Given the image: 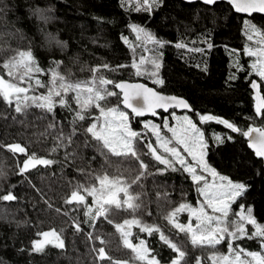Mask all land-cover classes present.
Segmentation results:
<instances>
[{"label":"trees","instance_id":"trees-1","mask_svg":"<svg viewBox=\"0 0 264 264\" xmlns=\"http://www.w3.org/2000/svg\"><path fill=\"white\" fill-rule=\"evenodd\" d=\"M144 9L143 0H0V79L12 80L3 64L22 50L33 54L42 68L35 78L45 84L50 82L53 70L74 83L102 75L111 81L108 90L115 93L102 103L125 111L130 127L143 135L136 146L140 160L147 165L142 170L134 158L125 160L108 153L102 142L87 132L97 119V108L90 107L82 113L84 120L77 119L81 108L72 92L64 95L65 106L55 98L53 112L33 106L17 113L15 103L9 105L0 97V197L8 193L16 197L12 201L0 199V264H113L131 260L134 253L124 245L115 224L134 217L158 226L178 243L186 253L182 264H213L210 257L214 252L229 253L227 241L215 248L193 246L190 234L179 232L168 222L167 217L179 204L193 208L202 205L197 183L180 166L174 164L177 170L165 169L148 154L146 145L157 147L149 133L144 135L143 122L154 123L165 132L161 125L170 111H158L154 117L126 111L115 87L120 80L140 81L188 101L192 110L187 113L206 144V163L219 176L246 186L230 204L227 219L238 220L239 214L247 215L250 208L257 225L264 226V158L249 150L242 135L250 127H264V115L256 113L252 87L257 83L264 97V80L254 74L252 56L245 52L259 46L255 34V41L247 40L245 22L251 21L264 31V14L245 16L225 2L205 5L182 0H162L159 6ZM133 26L163 42L158 50L162 84L155 83L151 76L156 46L142 35L138 38ZM177 44L184 46L178 48ZM133 65L139 66V74ZM47 92L40 87L35 94ZM202 115L226 120L241 131L234 132L216 119L201 121ZM17 143L25 153L10 150L9 146ZM33 154L55 163L37 164L20 174L24 161ZM118 168L123 172L121 182L131 184L132 193L139 196L140 207L134 213L126 205L121 209L113 205L106 206L110 207L107 218L100 215L90 219L84 204L66 203L77 185L97 186L98 175L107 173L111 178ZM141 171L145 175L132 183ZM80 194L95 212L90 196L83 189ZM178 215L186 226L190 220L187 209ZM245 226L249 233L255 231L246 222ZM128 230L133 233L131 243L147 241L159 264H171L176 258L177 254L159 239V233L148 235L138 226ZM46 231L60 235L64 246L34 251L33 242ZM101 240L106 243L101 244ZM234 246L264 252L259 237L235 240ZM101 247L105 248L104 259L98 254Z\"/></svg>","mask_w":264,"mask_h":264},{"label":"snow or ice","instance_id":"snow-or-ice-1","mask_svg":"<svg viewBox=\"0 0 264 264\" xmlns=\"http://www.w3.org/2000/svg\"><path fill=\"white\" fill-rule=\"evenodd\" d=\"M162 0H143L145 5L144 10H151L153 6H159ZM205 4L215 3L216 0H203ZM237 12L246 13L251 15L253 12L259 11L264 13V0H228ZM137 10H140L139 8ZM132 31L137 33L138 38L142 35L146 41L154 43L156 46L154 56L151 59L154 71L151 76L154 78V82L162 84L163 81L158 78V70L161 67L160 56L158 50L163 46V42L154 40L151 33L138 26H133ZM245 34L251 40L253 35L259 37L257 49L246 48L245 52L249 56L256 57L257 62H253L251 67L255 70L262 80H264V31H261L254 26L251 21L245 22ZM55 39V38H52ZM183 44H177L176 47H183ZM145 61L141 59L140 65H143ZM137 67L139 74V66ZM59 65L57 64V68ZM237 67L239 65L237 64ZM3 68L7 70V75L12 77L11 81L0 79V97L9 105L15 103V111L17 113H23L29 107H39L47 112H53L54 107L57 104L55 98H59V105L65 106L66 101L64 95L72 92L75 94L74 98L81 108V112L77 113V119L84 120L86 117L82 114L90 107L96 106L99 108L100 117H97L99 123H93L87 128V132L90 133L93 138L98 142H102L103 148L116 157H123L125 160L128 157H132L139 161L140 169L147 168L145 162L140 160V153L137 148V141L139 139L138 133L129 126V116L115 107H107L102 103L107 100L109 96L115 93L108 90L107 85L111 83L110 80L104 78L102 75L94 76L91 81L71 82L67 80L64 75H61L56 70L52 71L51 80L48 84H45L42 80L36 79L35 76L42 73V68L36 64L33 54L30 51H18L8 62L3 64ZM27 83V87L23 86ZM44 87L48 89L47 94L36 95V89ZM116 88H119L123 92V105L127 109H131V112L136 116H142L146 112H151L155 115V109L161 108L164 111H168L170 107H183L188 109L189 105L183 99H177L174 96H163L157 92L144 87L143 85H127V84H115ZM253 89H257V83H252ZM31 93V94H29ZM256 113L258 115H264V97L258 96V103L256 106ZM173 118L175 119L174 115ZM201 121H210L216 119L212 116H200ZM217 123L224 124L232 131H241L233 126L226 120L216 119ZM145 128H150L155 136L159 149L163 150L164 155L158 154V149L151 144L146 145L149 149L148 154L159 164L165 166V169L171 167L172 170H177L173 161L178 163L185 172H188L192 180L197 183L198 191L203 196V204L207 205V208L211 209L212 215L208 214L205 208H193L187 204H181L174 212L170 213L167 217L168 222L173 225L179 232L190 234L191 244L193 246H203L215 248L222 242L227 241L229 253L228 254H215L210 257L213 264H264V252L245 251L244 249H238L234 246V241L239 239H255L261 238L262 248H264V226L257 225L256 220L251 215V209H247V215L243 213L239 214L238 220H229V208L230 203L235 202L236 198L241 196L246 190V186L242 183H234L230 181L226 176H219L221 183L216 185L215 183H209L204 175L200 172H206L211 174L212 177H216L218 174L213 170L205 161L206 144L204 142L203 134L200 129L193 123V121L184 116L182 121L177 127L170 126L167 121L163 123V128L167 129V132L171 133L170 137H166L161 134V129L151 123H145ZM254 134V135H253ZM242 135L250 138L249 147L252 148L257 157L264 158V127H250L247 131H242ZM59 139V138H58ZM217 139H219L217 137ZM183 149V152L187 153L191 157V162H187L186 158L178 150V147ZM13 152L25 153V148L20 144H13L9 146ZM53 152L56 148L52 149ZM55 161L50 159L38 158L35 154L31 155L24 161L23 167L20 169V174H23L30 167H35L37 164L51 165ZM109 163H122V161H109ZM132 166L130 165V168ZM145 172L141 171L138 176L133 177L132 183L138 182ZM123 172L121 169H117V175L110 178L109 174L97 176L96 180L99 183V187L90 186L85 187L77 185L76 190L71 193V197L66 200V203H72L76 201L78 204H84L85 215L90 219L95 216L103 215L106 218L110 214V207L115 206L117 209L123 208L125 205L133 213L140 207L137 203L139 196L132 193L131 184L122 183L121 177ZM227 183H224V182ZM202 182V186L201 185ZM81 189H83L88 196L92 197L93 203L96 205L95 212L85 203V196L81 195ZM123 194V199L119 194ZM16 197L11 193L0 197L5 201H12ZM189 212V215L196 221L195 226L191 224L187 226L181 224L178 220V214L185 211ZM219 213V215H215ZM235 215V214H234ZM111 223L112 221L109 220ZM245 222L251 224L255 229L254 232L249 233L246 229ZM79 222H77V230ZM132 226H138L140 231L146 232L148 235L153 233H159V239L168 246L173 252L177 254L175 259L171 260V264H182L186 255L182 247L173 242L158 226L144 224L140 219L132 218L125 219L123 223H116L115 228L121 233V237L124 241V245L131 249L134 256L131 260L122 262L114 261L113 264H159V261L151 255V249L148 247L147 241L138 239L137 244L130 242V238L133 233L128 230ZM44 237H53L55 246L63 247V240L61 236L55 231L42 233ZM53 243V240L47 241H34L33 250L42 251L43 244ZM106 243L101 240V244ZM99 257L104 259L106 257L105 248L101 247L98 250ZM199 264V261H198Z\"/></svg>","mask_w":264,"mask_h":264},{"label":"rangeland","instance_id":"rangeland-1","mask_svg":"<svg viewBox=\"0 0 264 264\" xmlns=\"http://www.w3.org/2000/svg\"><path fill=\"white\" fill-rule=\"evenodd\" d=\"M139 6V5H138ZM140 7V6H139ZM141 8V7H140ZM141 10V9H140ZM247 37V40H250L249 38H248V36H246ZM252 41H255L254 40V37H253V39H251ZM253 62H257V64H258V61L256 60V57H254V56H252V63ZM74 96H75V94H74ZM108 107H110V108H112V107H115V108H118V106H108ZM95 108H97V112L95 113V115H96V117H100V112H99V108L98 107H96L95 106ZM119 109V108H118ZM120 111H123L122 109H119ZM125 112V111H124ZM126 113V112H125ZM173 115H174V117H175V119L173 118ZM184 116H187V117H189V115H188V113L187 112H178V111H176V110H171L168 114H166L165 115V119L163 120V122H162V128H163V123L165 122V121H167V123L170 125V126H172V127H177L178 125H179V123L182 121V118L184 117ZM190 118V117H189ZM102 119L103 118H101V121H98L97 119H95L94 120V122L93 123H99V122H102ZM191 119V118H190ZM145 123H151V122H149V121H144L143 122V124L145 125ZM194 123V122H193ZM151 124H153V125H155L154 123H151ZM195 124V123H194ZM92 125V124H91ZM90 125V126H91ZM89 126V127H90ZM130 126V125H129ZM157 126V125H156ZM163 130L165 131V132H162L161 131V134L162 135H165L166 137H170L171 136V133H169V132H167V129H164L163 128ZM143 133H144V135L146 136L148 133L150 134V136L153 138V140H154V144L156 145V147L159 149V146H158V144H157V142H156V139H155V136L153 135V132H152V130L150 129V128H145L144 130H143ZM142 140H143V135H141V134H139L138 135ZM144 147L146 148V146L144 145ZM178 147V150L182 153V155H184L185 156V158H186V161L187 162H191V157H189L188 156V154L187 153H185V152H183V149L182 148H180L179 146H177ZM148 149V148H147ZM149 150V149H148ZM159 151H160V153H161V155H164V153H163V150L162 149H159ZM173 163L175 164V165H178V166H180L178 163H175V161H173ZM181 167V166H180ZM182 168V167H181ZM188 173V172H187ZM189 174V173H188ZM200 174H202V175H204L205 176V178L207 179V181L209 182V183H215L216 185H219L220 183H221V181L219 180V175H217L216 177H212L211 176V174H209V173H206V172H200ZM190 175V174H189ZM190 177H191V175H190ZM192 178V177H191ZM224 183H227L226 181L224 182ZM234 183H240V182H234ZM200 186H202V182H201V185ZM96 187H99V183L97 184V186ZM197 189H198V185H197ZM198 193H199V191H198ZM199 195H200V193H199ZM119 196H120V198L121 199H123V194L122 193H120L119 194ZM203 196H201L200 195V202L202 203V205L200 206V207H202V206H204V208H205V210L208 212V214H210V215H212V214H214V213H212V211H211V209H209V208H207V205H204L203 204ZM90 202L92 203V206H95V204L93 203V200H92V197L90 196ZM182 204V203H181ZM181 204H179L176 208H178ZM231 204V203H230ZM89 206H90V204H89ZM199 207V208H200ZM174 211H175V209H174ZM215 215H219V213H215ZM178 219H179V215H178ZM179 222L181 223V224H183V225H185V222H181L180 220H179ZM195 223H196V221H195V219L193 218V217H191L190 216V220L188 221V223H187V225L188 224H191L193 227L195 226ZM246 224H248L247 222H246ZM186 225V226H187ZM251 228L253 227L251 224H248ZM46 232H52V231H46ZM45 233V232H44ZM47 240H53V243H47V242H45V244H43V249L45 248V247H47V246H52V247H58V246H55V241H54V238L53 237H44L43 235H42V237L38 240V241H47ZM143 240H145V239H143ZM146 241V240H145ZM215 254H225V253H223V252H221L220 250H217L216 252H214L213 253V256L215 255Z\"/></svg>","mask_w":264,"mask_h":264},{"label":"water","instance_id":"water-1","mask_svg":"<svg viewBox=\"0 0 264 264\" xmlns=\"http://www.w3.org/2000/svg\"><path fill=\"white\" fill-rule=\"evenodd\" d=\"M182 1H184V2H186V3H192V2H196V1H198V2H201V3L205 4V3L203 2V0H182ZM216 2H225V3L230 4V5L233 7V5H232L231 3L228 2V0H216ZM216 2H215V3H216ZM212 4H213V3H212ZM205 5H211V4H205ZM233 9H234V7H233ZM234 10H235V9H234ZM236 12H237V11H236ZM237 13L242 14V15H245V16H250V15H248V14H246V13H241V12H237ZM252 14H260V15H262V14H264V13L259 12V11H256V12H253ZM252 14H251V15H252ZM118 83H120V84H127V85H143L144 87H147V88H149V89H151V90L157 92V93L160 94V95H163V96H174V97H176L177 99H183V100L189 105V108H188V109H184L183 107H170V108L168 109V111H164V110L161 109V108H157V109H155V113H156V114H157L158 111H161V112H163V113H167V112H169V111H171V110H176V111H178V112H191V110H192L190 104L188 103V101H187L186 99H184L183 97L176 96V95H174V94H165V93L159 92V91H157L154 87L149 86V85H147V84H145V83H142V82H140V81H127V80H120V81H118L116 84H118ZM116 90L120 93L121 106H122L126 111L132 113V112H131V109H127V108H125L124 105H123V92H122V90L119 89V88H116ZM258 96L261 97L260 94H259V92H258V90H257V89H254V98H255L256 105H257V103H258ZM156 114H155V115H156ZM155 115H153L151 112H146L144 115L139 116V117H154ZM253 135H254V134H253ZM246 141H247V147H248L249 150L255 155L254 150H253L252 148L249 147L250 138H249V137H246Z\"/></svg>","mask_w":264,"mask_h":264}]
</instances>
